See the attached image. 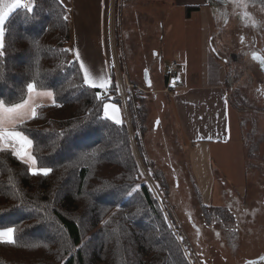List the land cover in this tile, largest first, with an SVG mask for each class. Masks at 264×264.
Instances as JSON below:
<instances>
[{
	"label": "trees",
	"instance_id": "trees-1",
	"mask_svg": "<svg viewBox=\"0 0 264 264\" xmlns=\"http://www.w3.org/2000/svg\"><path fill=\"white\" fill-rule=\"evenodd\" d=\"M33 4L31 13L17 9L6 21L0 98L23 102L32 81L53 92L55 104L40 105L37 118L15 126L33 141L38 166L53 171L34 176L10 148L0 151V229H16L15 243L0 242V264H190L143 176L128 123L106 118L96 99L122 104L115 75L112 96L85 85L79 62L66 51L67 7L60 0ZM199 9L188 6L187 16ZM129 103L135 116L133 98ZM202 211L207 221L215 211L234 218L226 207L203 204Z\"/></svg>",
	"mask_w": 264,
	"mask_h": 264
},
{
	"label": "crops",
	"instance_id": "crops-1",
	"mask_svg": "<svg viewBox=\"0 0 264 264\" xmlns=\"http://www.w3.org/2000/svg\"><path fill=\"white\" fill-rule=\"evenodd\" d=\"M214 1L221 2L63 0L72 26V53L75 57V51H79L94 80L99 82L103 79L109 84L105 94L111 96L114 93L113 89L110 90L115 75L114 53L117 52L116 12L123 7L127 54L135 58L140 56L146 61L141 81L135 82L137 88L145 93L140 100V109L147 114L142 136L148 134V141L158 140L154 143L159 148L162 146L168 157L171 156V137L179 152L185 156L187 165L184 166L188 168L201 209L203 204L217 207L213 204L216 165L229 174L231 170L241 183L245 159L241 144L235 137V114L228 100L227 67L214 44L212 21L220 12L218 2ZM188 6H200V9L187 16ZM142 47L150 50V56ZM213 48L216 51H212ZM174 61L179 63L181 84L177 92L169 94L162 89ZM145 96L151 101L144 102ZM106 102L115 104L117 108L115 112L109 109V116L122 122L127 120L122 104L113 100ZM151 166V171L159 168ZM171 169L174 175H178L175 166ZM184 215L189 224L196 225L189 207Z\"/></svg>",
	"mask_w": 264,
	"mask_h": 264
},
{
	"label": "rangeland",
	"instance_id": "rangeland-1",
	"mask_svg": "<svg viewBox=\"0 0 264 264\" xmlns=\"http://www.w3.org/2000/svg\"><path fill=\"white\" fill-rule=\"evenodd\" d=\"M219 1L221 2L214 1V3L218 2L220 7L219 15L212 21L214 44L227 67L230 84L228 100L235 114V137L241 144L245 159L241 183H238V176L231 170L229 174L218 164L216 165L213 204L217 207L226 206L228 209L231 206L234 218L230 217L231 214H228V218L222 217L215 211L211 220L207 221L194 192L188 168L184 166L185 156L179 152L178 146L170 137L171 156L168 157L163 147L159 148L158 144L154 143L158 140L148 141V134L146 137L142 136L145 132L144 123L147 114L142 110L138 111L136 105L140 101L136 100L135 93L141 92V97L145 93L137 88V85L129 92V98H133L137 108L135 116L139 124L138 130L144 152L142 153L143 149L136 140L138 148L136 156L139 155L137 157L139 165L145 166V162L150 172L151 165L159 167L153 176L167 193L171 221L179 226L173 218L175 216L178 222H181L204 264H264V0ZM124 13L123 7L117 9L116 51L122 67L131 72L132 81L137 83L138 80L141 81V71L146 61L140 56L135 58L134 55L127 54ZM142 48L147 50L150 56V50L146 47ZM43 91L51 90L37 89V92ZM144 98V102L151 99L146 96ZM27 99L28 96L25 100ZM53 99L54 94L53 97L33 95L30 103L37 110L40 105L53 103ZM157 104L159 108V103ZM132 116L135 121V116ZM167 131H165L166 135H168ZM138 150L143 155H140ZM28 151L33 156L32 146ZM173 166L176 167L178 175H174L171 169ZM36 167L40 168L37 162ZM158 171H162L163 174L160 175ZM226 192L229 193L226 195ZM187 207L190 208L196 225L188 223L184 215Z\"/></svg>",
	"mask_w": 264,
	"mask_h": 264
},
{
	"label": "snow or ice",
	"instance_id": "snow-or-ice-1",
	"mask_svg": "<svg viewBox=\"0 0 264 264\" xmlns=\"http://www.w3.org/2000/svg\"><path fill=\"white\" fill-rule=\"evenodd\" d=\"M63 3V0H60ZM33 0H0V58L5 57V35H6V21L10 15L17 9H26L27 12L33 11ZM67 20V16L64 17ZM243 42V37H241ZM72 51V50H66ZM212 51H216L215 48ZM75 59L79 61V67L83 71V83L91 88H96L105 91L109 88V84L101 79L99 82L94 80L89 70L85 67V63L81 60L79 51H75ZM28 99L22 103H11L6 105L5 99L0 98V151L7 150L5 145L11 149L14 156L19 157L25 164H29L27 169L32 175L48 176L53 169L51 167H36V159L30 154L28 149L31 148L33 141L23 132L16 130L17 124H22L28 118H37L36 108L30 103L33 95L53 97L52 91L37 92V83L35 81L25 83ZM96 99L101 100L104 115L108 119H113L119 125L122 121L114 116H109V109L113 112L117 110L115 104L105 102L99 94ZM53 99V103L55 104ZM159 121H157V124ZM135 191V189H133ZM128 195H132L129 192ZM16 229L13 227H4L0 229V242L15 243Z\"/></svg>",
	"mask_w": 264,
	"mask_h": 264
},
{
	"label": "built area",
	"instance_id": "built-area-1",
	"mask_svg": "<svg viewBox=\"0 0 264 264\" xmlns=\"http://www.w3.org/2000/svg\"><path fill=\"white\" fill-rule=\"evenodd\" d=\"M114 70H115V80H116V88L115 91L119 95L122 105L126 112L127 117V123L130 129V136L132 140V144L134 146V150L136 153L137 148V136L135 132V128L133 127V120H132V113L130 110V103H129V92L133 91L135 88V83L132 81L129 72L124 69L120 62V57L117 54V52L114 53ZM178 70H179V63L177 61H174L173 64L170 66L168 75H167V82L165 87L162 89L165 93L173 94L178 91L179 86L181 84L180 78L178 77ZM103 93H106L108 89L105 91L104 89H100ZM139 151V150H138ZM137 154V153H136ZM140 154V152H139ZM141 155V154H140ZM139 156V155H138ZM137 156V157H138ZM141 166L142 172L146 178V181L149 183L153 193H155V196L160 203L161 207L165 212L167 218H170V223L175 232V235L189 261L190 264H204V262L200 259L199 255L197 254L193 244L191 243L187 232L185 231L184 226L181 224V222H178L175 216H173L174 220L177 221L179 226L174 225L173 221H171V217L168 213V209L170 207L169 198L167 196V193L165 192L163 186L158 182V180L155 178V171H149V168L146 166ZM169 216V217H168ZM168 220V221H169ZM179 229V231H178Z\"/></svg>",
	"mask_w": 264,
	"mask_h": 264
}]
</instances>
